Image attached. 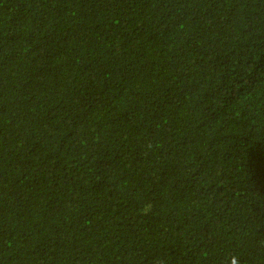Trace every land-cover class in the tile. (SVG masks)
<instances>
[{
    "label": "trees",
    "instance_id": "1",
    "mask_svg": "<svg viewBox=\"0 0 264 264\" xmlns=\"http://www.w3.org/2000/svg\"><path fill=\"white\" fill-rule=\"evenodd\" d=\"M264 264V0H0V264Z\"/></svg>",
    "mask_w": 264,
    "mask_h": 264
},
{
    "label": "clouds",
    "instance_id": "2",
    "mask_svg": "<svg viewBox=\"0 0 264 264\" xmlns=\"http://www.w3.org/2000/svg\"><path fill=\"white\" fill-rule=\"evenodd\" d=\"M233 264H237V261L235 258H233Z\"/></svg>",
    "mask_w": 264,
    "mask_h": 264
}]
</instances>
